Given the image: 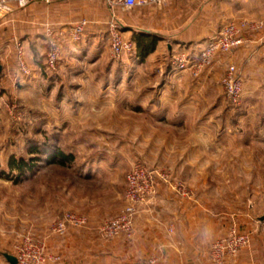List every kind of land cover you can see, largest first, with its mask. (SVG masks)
Masks as SVG:
<instances>
[{"label": "rangeland", "instance_id": "374dc122", "mask_svg": "<svg viewBox=\"0 0 264 264\" xmlns=\"http://www.w3.org/2000/svg\"><path fill=\"white\" fill-rule=\"evenodd\" d=\"M119 11L130 12L118 9L116 13ZM110 19L108 30L112 15ZM65 42L56 70H49L44 64L47 40L46 44L43 39L30 44L37 52H33V58L30 55L23 58L30 74L22 71L15 50L10 57L0 56V262L5 263L6 254L14 256L26 238L47 245L41 233L47 228L57 235L55 225L65 214L88 218L69 207L78 203L69 196L70 191H80L79 196L100 194L111 190L105 181L119 182L121 187L124 182L123 189L115 188L122 192V211L115 213L113 205L104 222L122 216L130 204L126 196L128 178L136 169L155 172L157 190L153 199L160 189L164 195L172 196L174 206L179 209L186 201H196L208 213L215 212V219L222 222L224 230L222 236L211 240V245L233 230L248 234L251 244L253 240L264 243V149L241 150L238 145V150L229 156L214 157L205 151L204 156L198 157L188 145L189 140L178 139L181 125L158 126L151 122L149 108L144 109L145 113L139 108L144 101H158L159 88L169 82L167 74L178 71L171 60L164 62L161 73L160 61L139 63L134 52L115 57L106 36L93 45L91 52L79 48V43L72 42L70 46ZM37 43L45 53L34 49ZM223 77L215 85L216 98L228 107L227 111L232 108L237 114L242 104L237 107L230 102L222 85ZM185 81L189 83L193 78ZM181 94L177 91L167 97L173 101L181 99ZM205 94L191 92L190 98L199 101L207 97ZM222 115L220 121H204L194 128L222 132L262 130L257 124L252 128L248 123L238 125L227 112ZM57 151L70 156L63 166L50 163V157ZM195 157L211 164L208 168L222 163L221 169L192 171L187 165ZM15 162H23L25 171L13 168ZM91 180L101 183L87 182ZM151 201L132 203L135 215L131 238L101 237L97 228L104 222L95 227V232L104 240L131 241L138 209ZM176 230L175 221L170 222L168 235L182 236ZM50 258L56 257L48 255ZM157 259L150 257L138 264L150 260L158 264Z\"/></svg>", "mask_w": 264, "mask_h": 264}, {"label": "crops", "instance_id": "0c3cea01", "mask_svg": "<svg viewBox=\"0 0 264 264\" xmlns=\"http://www.w3.org/2000/svg\"><path fill=\"white\" fill-rule=\"evenodd\" d=\"M116 15L121 22L122 35L133 43L139 63L143 61L138 58L137 38L142 34L158 38L155 50L144 61H160L162 73L164 62L179 52L197 59L228 23L239 19L264 20V0H169L162 8H135L129 13L119 11ZM110 18L111 12L103 0H56L49 7L34 2L26 9L0 17V56L10 57L14 50L17 54L20 45L24 56L33 58V52L36 51L31 49L30 44L41 39L46 44L44 29L48 24L67 32L65 44L71 46L68 31L83 19L88 24L77 46L91 52L93 45L105 36L109 37ZM243 37L245 41L242 46L228 54L218 55L210 67L198 73L199 77H194L192 71H170L167 74L169 82L158 90V101H144L139 105L143 112L149 108L150 120L158 126L181 125L182 130L177 131L178 139L189 140L188 145L198 157L204 156L205 151L214 157L229 156L238 150V145L241 150L264 149V39L259 34L248 32ZM35 48L39 53H47L48 45L46 50L40 48L39 44ZM230 66L236 68L244 84L245 97L241 111H237V114L232 108L227 111L228 107H224L216 98L215 85ZM36 72L41 75L40 70ZM189 78H193V81L187 83L185 80ZM177 91L182 93L181 99L169 100L167 96ZM191 92L207 93V97L197 101L190 98ZM226 112L238 125L248 123L252 128L257 124L261 125L262 130L251 131L248 128L242 132H222L204 131L200 126L194 128L204 121H220ZM139 113L142 116V111ZM191 126L193 130L190 131ZM183 128L186 130L183 131ZM224 139L227 141L222 142ZM203 160L195 157L187 167L192 171L221 169L222 163H214L216 167L208 168L207 165L211 164H205ZM87 182L97 184L100 181ZM104 183L107 188H111L109 192L106 190L100 194L92 192L79 196L80 191H70L69 196H73L78 203L69 207L86 214L90 228L70 229L63 237L52 235L45 228L41 235L47 241V253L58 258L56 262L48 259L46 264H138L140 260L150 257H157L158 264H213L209 258L211 240L222 236L224 230L222 222L215 219V212L208 213L207 208L196 201H186L179 209L174 206L172 196L164 195L160 189L148 205L139 207L134 221L135 235L131 241L124 238L101 239L95 227L109 217L113 205L116 206L114 212L117 214L123 208L122 192L115 191V188L123 189L124 182L122 187L113 180ZM172 221H175L176 229L181 231L176 230V233L182 236L168 235L167 226ZM0 264L8 262L5 260V263ZM223 264H264V243L253 240L247 249Z\"/></svg>", "mask_w": 264, "mask_h": 264}, {"label": "built area", "instance_id": "2783aa9c", "mask_svg": "<svg viewBox=\"0 0 264 264\" xmlns=\"http://www.w3.org/2000/svg\"><path fill=\"white\" fill-rule=\"evenodd\" d=\"M56 0H0V17L13 14L19 9H26L34 2L43 3L46 7L51 6ZM108 6L112 22L109 27V38L111 50L115 57L125 53H133L134 46L124 39L122 28L117 19L116 10L131 11L135 8L164 7L169 0H103ZM88 22L83 19L75 24L68 34L73 43H80L87 28ZM256 33L264 39V21H233L222 28L220 33L214 37L211 43L204 48L197 59H191L185 52H179L173 56L171 63L178 71H192L197 75L202 69L210 67L216 57L220 54H228L244 44V33ZM67 32L46 25L44 29L48 50L46 53V67L49 70H56L61 57V46ZM18 59L24 73L31 71L25 65L22 46H18ZM222 85L230 102L239 107L244 96V84L238 75L236 68L230 66L222 79ZM157 190V181L154 171H136L128 178L127 199L130 204L125 213L117 219L104 222L97 228L98 233L105 239H113L119 236L131 238L133 232V216L135 208L132 203H147L151 201ZM87 217L67 213L55 225L54 232L58 236H65L70 229H87L89 227ZM251 245L250 236L239 231H231L225 239L216 241L211 245L210 257L215 264H223L228 258H234ZM15 258L17 264H46L48 260L47 245L44 241H34L26 238L22 245L16 249ZM56 261L58 258H50ZM147 264H156L154 260Z\"/></svg>", "mask_w": 264, "mask_h": 264}, {"label": "trees", "instance_id": "16d2710c", "mask_svg": "<svg viewBox=\"0 0 264 264\" xmlns=\"http://www.w3.org/2000/svg\"><path fill=\"white\" fill-rule=\"evenodd\" d=\"M158 38L154 35L142 34L137 38L136 46L138 48V58L142 62L144 58L151 52L155 50L156 41ZM47 68V67H46ZM70 159L69 155L61 151H57L54 155L50 157V163H57L59 165H65L67 161ZM12 167L19 170L20 172H24L26 165L23 162H15L12 164Z\"/></svg>", "mask_w": 264, "mask_h": 264}, {"label": "water", "instance_id": "95a60500", "mask_svg": "<svg viewBox=\"0 0 264 264\" xmlns=\"http://www.w3.org/2000/svg\"><path fill=\"white\" fill-rule=\"evenodd\" d=\"M5 258L8 262V264H17V259L14 256L6 254Z\"/></svg>", "mask_w": 264, "mask_h": 264}]
</instances>
